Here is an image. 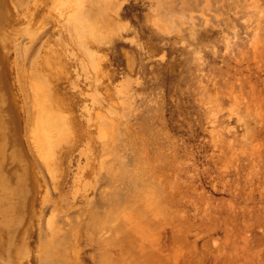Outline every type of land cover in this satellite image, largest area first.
Listing matches in <instances>:
<instances>
[{"label": "rangeland", "instance_id": "1", "mask_svg": "<svg viewBox=\"0 0 264 264\" xmlns=\"http://www.w3.org/2000/svg\"><path fill=\"white\" fill-rule=\"evenodd\" d=\"M0 71V264H264V0H0Z\"/></svg>", "mask_w": 264, "mask_h": 264}, {"label": "bare ground", "instance_id": "2", "mask_svg": "<svg viewBox=\"0 0 264 264\" xmlns=\"http://www.w3.org/2000/svg\"><path fill=\"white\" fill-rule=\"evenodd\" d=\"M36 1H38V0H36ZM61 1V0H60ZM72 1V0H71ZM74 1V0H73ZM69 2H70V0H69ZM76 2V1H75ZM60 3V2H59ZM107 3H108V1H107ZM35 4V3H34ZM57 5H58V3H56ZM61 5H63V3H61ZM61 5L59 6V7H61ZM74 5V4H73ZM66 6V3L64 4V7ZM94 5H92L91 6V8L93 7ZM99 6H100V4H99ZM72 7V6H71ZM101 7V6H100ZM62 9H64L63 8V6L61 7ZM83 8H85V7H83ZM58 9V8H57ZM68 9V8H67ZM82 8L80 7V10H81ZM86 9V8H85ZM85 9H83V10H85ZM88 9H90V7L88 8ZM96 9V8H95ZM100 9V8H99ZM101 10V9H100ZM57 11H59V10H57ZM63 11V10H62ZM65 11H66V9H65ZM86 11H88V10H86ZM64 12V11H63ZM102 12V11H101ZM100 12V14H102ZM60 13V12H59ZM86 13V12H85ZM89 14H87L88 16L90 15V12H88ZM94 14H95V16H96V14L97 13H95V11H94ZM58 15V14H57ZM60 15V14H59ZM88 16H87V18H88ZM93 17H94V23L96 22V20L98 21V17L96 18L94 15H92ZM60 17L62 18V16L60 15ZM89 17H91V15L89 16ZM93 17H92V19H93ZM81 19H82V17H81ZM91 19V18H90ZM89 19V21H91ZM96 19V20H95ZM75 20V19H74ZM80 20V19H79ZM81 22V21H80ZM88 22V21H87ZM92 22V21H91ZM76 23H77V25H78V22L76 21ZM76 23H74V24H76ZM90 24V23H89ZM93 24V23H92ZM79 26V25H78ZM90 26V25H89ZM90 27H92V26H90ZM93 28V27H92ZM46 32V31H45ZM48 32V31H47ZM30 37H32V36H30L29 35V38ZM28 38V39H29ZM27 39V40H28ZM30 41V40H29ZM32 42V41H31ZM45 44V43H44ZM43 44V45H44ZM1 72V71H0ZM1 94V93H0ZM31 94V93H30ZM39 94V93H38ZM1 96V95H0ZM2 97V96H1ZM37 97V96H36ZM38 98V97H37ZM4 100V99H3ZM31 102V101H30ZM1 103H2V100H1V98H0V105H1ZM6 104V103H5ZM37 106L39 107V111H38V116H37V120H36V123H35V125L32 127V138H33V141H34V145L38 148V152H39V154H40V157L42 158V160L44 161V162H47L48 160H50L53 156H54V154H55V149H56V147H57V142L60 140V139H62L63 138V128H62V126H61V123H59V121L56 119V118H54L53 116H51L49 113H48V111H47V109H46V107H45V105L43 104V102H42V100L40 101H37ZM36 106V107H37ZM8 107V106H7ZM50 107V106H49ZM55 114V113H54ZM5 115H6V117H5ZM5 115H3L2 114V112H1V109H0V164H1V158L4 156V145H3V141L5 140V136H6V132L8 131L7 130V127L8 126H10V124L6 127V122H8V121H6L5 122V119H8V117H7V114H5ZM53 119H55V120H53ZM90 119V118H89ZM91 120V119H90ZM30 122H31V119H30ZM90 124H91V121H88ZM8 124V123H7ZM12 126V125H11ZM8 129H10L9 127H8ZM10 130H12V129H10ZM10 133V132H9ZM9 136V135H8ZM7 139V138H6ZM22 143V142H21ZM32 143V142H31ZM9 144V143H8ZM8 144H7V146H8ZM59 146V145H58ZM57 151V150H56ZM59 152V151H58ZM58 156V154L56 155V157ZM18 158V157H17ZM18 160V159H17ZM5 161V160H4ZM3 161V162H4ZM12 162V161H11ZM53 165V164H52ZM80 168V167H79ZM22 178V177H21ZM22 180V179H21ZM18 187V186H17ZM16 187V188H17ZM20 187H22V186H20ZM0 189L2 190V193L0 194V217H2L3 219H5V220H8V219H10V217H11V212H10V210L9 209H4V206H3V201L7 198V195L9 194V192H7L6 191V180H5V178H4V176L0 173ZM22 189V188H21ZM20 189V191H19V193H21V190ZM13 192V191H12ZM21 194H23V191H22V193ZM22 196V195H21ZM20 196V197H21ZM23 197V196H22ZM21 197V198H22ZM20 198V199H21ZM21 202V201H20ZM21 203H23V202H21ZM18 204V203H17ZM10 205V204H9ZM20 205V204H19ZM22 209V208H21ZM23 210V209H22ZM33 210V209H32ZM13 213H15V212H13ZM23 213V212H22ZM21 214V213H20ZM17 215V213H15V214H12V216H16ZM22 215V214H21ZM20 218L21 217H19V220H20ZM12 219H13V217H12ZM13 221V220H12ZM21 221V220H20ZM20 221H18V222H20ZM11 222V221H10ZM17 223V222H16ZM7 226V225H6ZM17 226H19V224L17 225ZM16 226V227H17ZM14 227V229H15V225L13 226ZM25 229V228H24ZM20 230V229H19ZM14 231H16V230H13V232ZM12 233V232H11ZM16 234V233H15ZM10 235V234H9ZM13 235H14V233H13ZM13 235L11 236V239H13ZM16 235H18L19 236V234H16ZM15 236V235H14ZM21 236V235H20ZM10 237V236H9ZM16 237V236H15ZM14 237V238H15ZM17 238V237H16ZM10 239V240H11ZM4 241V240H3ZM15 242H17V239L16 240H14ZM12 242V241H11ZM16 244H18V243H16ZM21 244V243H20ZM11 246H13V247H15V243H14V245H12L11 244ZM17 246V245H16ZM20 247V246H19ZM11 249V248H10ZM9 249V250H10ZM15 249V248H14ZM14 249H12V250H14ZM22 249V248H21ZM9 250H8V252H9ZM10 252H11V250H10ZM6 254V253H5ZM1 255V254H0ZM6 257H8V256H6ZM9 258L11 259V257L9 256ZM9 260V259H8ZM7 259H5V261H8ZM3 261V260H2ZM9 264H10V262H8ZM5 264V263H4ZM7 264V263H6ZM13 264V263H12Z\"/></svg>", "mask_w": 264, "mask_h": 264}]
</instances>
